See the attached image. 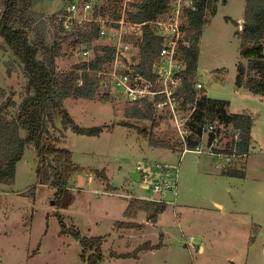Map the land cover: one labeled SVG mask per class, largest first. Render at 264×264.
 <instances>
[{
    "label": "rangeland",
    "instance_id": "374dc122",
    "mask_svg": "<svg viewBox=\"0 0 264 264\" xmlns=\"http://www.w3.org/2000/svg\"><path fill=\"white\" fill-rule=\"evenodd\" d=\"M72 1L40 0L33 8L37 20L34 28L48 36V42L60 44L62 54L57 58V71L64 73L90 61L99 47L110 43L105 38L90 45H74L77 39L72 32L77 25L66 30L58 23V16L67 14ZM96 1L95 15L88 12V18L102 21L115 18L108 13L107 0ZM125 1L114 0L111 7H118L119 13ZM170 3L177 7L179 1ZM244 8L245 0L219 2L216 16L209 18L203 27L194 86L197 89L196 85L202 83L204 88L198 91L229 102V112L252 116L250 153L239 158L223 153L218 158L208 152H184L185 144L175 149L152 146L141 129H146L148 136L153 132L159 140L175 144L183 141L172 124L169 108L157 111V127L150 120L127 117L128 103L107 74L95 99L69 97L64 101V108L79 126H105L100 136L87 137L71 129L64 130L60 116L51 128L50 142L61 139L57 145L72 151L74 163L83 168L70 181L72 206L60 208L55 201L56 189L38 183V157L32 146L17 164L14 184L0 185V264H88L82 260L80 241L71 234L60 233L59 217L68 229L79 231L82 237L105 238L102 248L105 258L100 264H264V96L236 85L238 63L247 67L248 62L241 56L243 43L237 34L242 30ZM2 12L0 7V16ZM29 34L33 42L37 34L33 31ZM141 40H133L135 50L125 60L126 66L133 68L140 62ZM85 51H89V56H84ZM109 71L111 65L103 72ZM27 83L20 60L0 35V89L14 97L17 104L9 109V119L14 118L18 105L26 98ZM179 110L182 111L180 105ZM183 112L181 118L189 114ZM218 129L214 133L219 143L213 149L220 151L230 142L231 133L228 126ZM211 132L207 130L203 136L202 149L210 146ZM140 164L154 170L158 164L163 167L167 164L172 178L178 175L177 192L167 189L162 192L165 195L161 198L168 207L156 226L154 223L150 226L152 222L148 223L141 211L125 216L126 220L123 217L128 200L158 196L145 188L142 181L132 179L131 173ZM228 171L243 172L245 176L233 177ZM163 179L166 176L160 175L154 180ZM119 221L141 226L132 227L139 235L129 236L128 242L119 241L117 228H122L116 224ZM162 228L167 231L165 240L159 235ZM191 237H194L192 244ZM148 243H153L154 248L142 250Z\"/></svg>",
    "mask_w": 264,
    "mask_h": 264
},
{
    "label": "trees",
    "instance_id": "16d2710c",
    "mask_svg": "<svg viewBox=\"0 0 264 264\" xmlns=\"http://www.w3.org/2000/svg\"><path fill=\"white\" fill-rule=\"evenodd\" d=\"M40 0H0L3 8L0 19V35L10 50L20 60L28 79L27 96L18 105L14 118L9 119V109L17 106L14 97L0 89V185H13L16 178L18 162L23 158L28 147H35L38 157L37 179L41 185L56 189L55 201L60 208H69L73 204L71 180L75 173L81 172L82 167L73 161V152L59 147L61 139L51 141V128L56 118H62L64 130H73L82 136H100L106 127L79 126L72 115L64 108V101L69 97L76 99H95L101 90V77L106 66L111 65L115 58L112 47H99L95 57L86 63L75 66L68 73L57 71V58L62 54L60 44L49 41L48 36L34 28L37 24L33 8ZM193 1L194 8L184 6L186 23L182 27L186 35L180 40L181 56L186 70L182 73L180 88L176 93V100L182 111L194 110L188 120V135L185 138L190 150L201 145L202 134L206 126L217 124L219 127L228 126L231 133L230 142L223 150L213 149L214 152H224L232 156L247 155L252 147V130L254 121L248 113H230V103L222 99H213L207 92L198 91L195 79L198 72L200 56L199 43L203 34V27L209 18L216 16L218 4L221 0H185ZM114 0H107L108 13L120 18L118 7H111ZM171 0H141L132 5L128 11V18L143 26V37L138 47L140 62L134 66L137 71L148 79L155 80L152 65L161 51L163 38L156 35L150 23L159 22L166 16ZM227 0H223L226 3ZM245 13L242 30L237 32L242 40L241 56L248 60L247 67L238 63L236 85L246 87L252 94L264 96V0H245ZM98 13V12H97ZM96 13V16L98 14ZM105 13V9L103 11ZM100 14V13H99ZM72 33L76 37L74 45L82 43L90 45L101 39L99 25L87 23L77 26ZM35 32L36 39L32 42L30 32ZM182 42L188 43L183 45ZM255 75V76H253ZM256 75L258 77H256ZM109 96H105L107 101ZM143 107L127 105L126 116L134 119H147L157 127L156 108L147 101ZM218 126V127H217ZM26 132L23 135V132ZM238 138L235 134L238 133ZM149 143L154 147H169L172 149L183 144H175L167 140H159L153 132L148 136L146 129H141ZM216 133L208 136L209 145L212 144ZM233 177H244L243 172L228 171ZM111 187V185H109ZM168 203L132 198L124 213L144 212V218L152 223H158L160 215L165 212ZM61 234H71L80 241L82 246V260L88 264H100L104 261V237H82L75 229H68L65 221L59 217ZM118 227H138L135 223L117 222ZM149 243L141 247L142 250L152 249Z\"/></svg>",
    "mask_w": 264,
    "mask_h": 264
},
{
    "label": "built area",
    "instance_id": "2783aa9c",
    "mask_svg": "<svg viewBox=\"0 0 264 264\" xmlns=\"http://www.w3.org/2000/svg\"><path fill=\"white\" fill-rule=\"evenodd\" d=\"M178 1L179 4L177 7L172 6L170 3L168 13L159 22L150 23L156 35L163 38L161 51L158 53L152 65L155 80L148 79L134 67L132 68L125 64L128 55L133 51L132 49L135 50L133 40L137 42V40L143 37V26L146 24H136L128 18L127 12L131 11L132 5L134 4L131 3V1H125L123 9L119 11V19L114 18L102 21L87 17L88 12L95 15L96 0H73L67 8V14H60L58 16V23L66 30L70 29L74 24L82 26L86 24V21L98 24L101 39L106 38L110 42L109 46L115 51V58L111 64V71H109V73L98 72L101 80L108 74V79L111 80L114 88L118 90L121 96L124 97V100H126V103L130 105H139L143 107L144 101H147L152 104L157 111L163 110V108L167 106L169 108L168 114L173 118L172 124L178 129L183 140L182 142L186 145L184 152L192 151L197 154L208 152L220 158L224 155V152L216 153L213 150V146L219 143L217 137L213 139L210 146L208 145V149H202V146L199 145L195 150H189L187 142L185 141L188 135L187 122L194 110H189V114L181 118V113L183 111L179 110V105L175 96L180 88L182 73L187 68L181 56L182 50L180 49V40L186 35L185 30L182 29L186 23L185 13L183 12L184 6L182 5L184 2L187 8H194V3L193 1ZM182 44L188 46V43L182 42ZM84 56H89V51H85ZM196 86L197 89L204 88L202 83ZM215 128L214 124L206 126L201 141L207 130L208 132L213 130L211 133H214ZM238 134L239 132L235 134L236 139L238 138ZM226 155L232 156L229 154ZM243 156L245 155H234L232 157L239 158ZM169 169L170 166L167 164L164 165V167L162 164H158L157 170H154L152 166L147 167V165L145 166L143 164L138 166L137 171L141 175L140 181L145 184L143 186L151 189L154 195L158 194V196H156L157 198H153V201L165 202L161 197L165 195L162 192L166 189L171 193L177 192L178 175L176 173L175 177L172 178ZM153 175H156V177L153 178ZM160 175L166 176V179L155 182L154 179L160 177ZM167 177L169 178L167 179ZM166 180L169 181L165 184ZM193 241L194 237H191L189 243L192 244Z\"/></svg>",
    "mask_w": 264,
    "mask_h": 264
},
{
    "label": "crops",
    "instance_id": "0c3cea01",
    "mask_svg": "<svg viewBox=\"0 0 264 264\" xmlns=\"http://www.w3.org/2000/svg\"><path fill=\"white\" fill-rule=\"evenodd\" d=\"M207 96L209 97V95L207 94ZM211 98V97H210ZM230 113H232L231 111H230ZM238 113H240V112H238ZM234 114H236V113H234ZM144 165V164H143ZM146 166V165H145ZM138 172V171H137ZM139 173V172H138ZM154 195V194H153ZM153 198H157V197H153V196H149V197H147V198H137V199H142V200H153ZM129 200L127 201V204H126V209H127V207H128V204H129ZM126 209H125V211H126ZM125 213V212H124ZM133 214H135V213H133ZM163 214V213H162ZM161 214V215H162ZM161 215L159 216L160 218H161ZM123 217L125 218V215L123 214ZM140 217V216H139ZM139 217H138V219H139ZM129 218H134L133 216H130ZM127 218H125L124 220H126ZM130 221V220H129ZM129 221H125V222H129ZM146 221V220H145ZM160 221V220H159ZM120 222V221H119ZM148 223H150V221L148 222ZM153 223H150L149 225L151 226ZM155 225L154 226H156L158 223H154ZM138 227H141V226H138ZM153 227V226H152ZM118 229V237H119V241H122V240H124V241H126V242H128L129 240H127L126 238H128L129 236H133V235H135V236H137V235H139V234H135V231H136V229H134V228H132V227H130V228H117ZM140 231H143V230H145V229H139ZM159 231H163L162 233H160L159 235L161 236V237H163L164 238V240L165 239H167V234H166V232H165V230H164V228H162V229H160ZM134 233V234H133ZM137 233V232H136ZM141 233V232H140ZM159 233V232H158ZM142 235H144V234H142ZM130 238V237H129ZM147 241H151V240H147ZM126 245H128V244H126ZM151 246H153V243H151Z\"/></svg>",
    "mask_w": 264,
    "mask_h": 264
},
{
    "label": "water",
    "instance_id": "95a60500",
    "mask_svg": "<svg viewBox=\"0 0 264 264\" xmlns=\"http://www.w3.org/2000/svg\"><path fill=\"white\" fill-rule=\"evenodd\" d=\"M131 177H132V179L134 180V181H140V179H141V175H140V173H138L137 171H133L132 173H131ZM55 203V202H54Z\"/></svg>",
    "mask_w": 264,
    "mask_h": 264
}]
</instances>
